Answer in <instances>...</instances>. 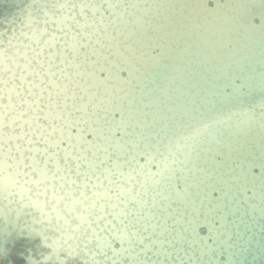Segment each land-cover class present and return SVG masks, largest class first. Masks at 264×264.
<instances>
[{
  "label": "water",
  "instance_id": "obj_1",
  "mask_svg": "<svg viewBox=\"0 0 264 264\" xmlns=\"http://www.w3.org/2000/svg\"><path fill=\"white\" fill-rule=\"evenodd\" d=\"M67 260L264 264V0H0V264Z\"/></svg>",
  "mask_w": 264,
  "mask_h": 264
},
{
  "label": "flooded vegetation",
  "instance_id": "obj_2",
  "mask_svg": "<svg viewBox=\"0 0 264 264\" xmlns=\"http://www.w3.org/2000/svg\"><path fill=\"white\" fill-rule=\"evenodd\" d=\"M32 239L35 240L34 242H32L33 245H36V244L39 242V240H37V239H34V238H32ZM41 251H43V250H41ZM33 252H34V257H36V256H35L36 251L33 250ZM60 257L63 258V255L60 254ZM51 262H52V261H51ZM65 264H81V263H80L78 260H75V263L73 262V260H67V261L65 262Z\"/></svg>",
  "mask_w": 264,
  "mask_h": 264
}]
</instances>
